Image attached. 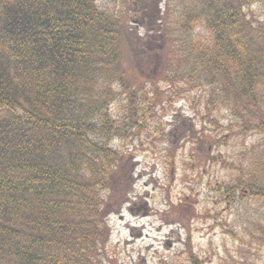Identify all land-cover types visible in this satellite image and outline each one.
Here are the masks:
<instances>
[{"label": "rangeland", "instance_id": "rangeland-1", "mask_svg": "<svg viewBox=\"0 0 264 264\" xmlns=\"http://www.w3.org/2000/svg\"><path fill=\"white\" fill-rule=\"evenodd\" d=\"M246 2L264 49V0ZM179 4L99 1L127 23L119 68L86 85L101 114L86 118L97 145L87 161L98 174L85 173L101 183L97 211L109 239L98 263L264 264V199L246 191L255 178L264 186L253 169L264 165V132L234 116L237 95L215 103L191 53L208 31L185 24Z\"/></svg>", "mask_w": 264, "mask_h": 264}, {"label": "trees", "instance_id": "trees-1", "mask_svg": "<svg viewBox=\"0 0 264 264\" xmlns=\"http://www.w3.org/2000/svg\"><path fill=\"white\" fill-rule=\"evenodd\" d=\"M99 1L0 0V264H99L109 240L101 183L85 173H97L86 118L101 117L86 85L119 68L127 18ZM247 4L180 0L179 15L208 31L191 53L215 103L237 95L234 116L264 132V49ZM246 191L264 199L257 178Z\"/></svg>", "mask_w": 264, "mask_h": 264}]
</instances>
